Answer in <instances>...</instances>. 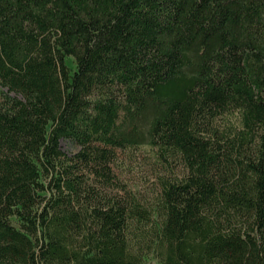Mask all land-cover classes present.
<instances>
[{
    "label": "trees",
    "instance_id": "obj_1",
    "mask_svg": "<svg viewBox=\"0 0 264 264\" xmlns=\"http://www.w3.org/2000/svg\"><path fill=\"white\" fill-rule=\"evenodd\" d=\"M93 144L184 172L158 264H264V0H0V264H136Z\"/></svg>",
    "mask_w": 264,
    "mask_h": 264
},
{
    "label": "rangeland",
    "instance_id": "obj_2",
    "mask_svg": "<svg viewBox=\"0 0 264 264\" xmlns=\"http://www.w3.org/2000/svg\"><path fill=\"white\" fill-rule=\"evenodd\" d=\"M61 148L67 153L76 150L65 140ZM91 150L89 181L107 192H117L127 201L126 238L136 264H158L157 241L164 218L159 184L164 179L180 180L184 172L147 146L104 149L93 144Z\"/></svg>",
    "mask_w": 264,
    "mask_h": 264
}]
</instances>
